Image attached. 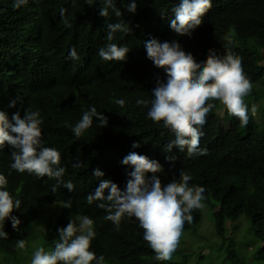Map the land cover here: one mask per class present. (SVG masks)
I'll list each match as a JSON object with an SVG mask.
<instances>
[{
  "label": "trees",
  "instance_id": "1",
  "mask_svg": "<svg viewBox=\"0 0 264 264\" xmlns=\"http://www.w3.org/2000/svg\"><path fill=\"white\" fill-rule=\"evenodd\" d=\"M13 2L0 0V111L10 121L17 112L23 118L26 109L40 112L44 146L60 152V166L65 168L62 180L72 181L75 187L69 191L61 184L53 192L55 178L13 170L10 148L6 145L0 150V174L7 178V190L13 198L21 200L20 209L12 213L21 221L19 231L5 220L3 230L8 238H0V252L19 264L17 259L23 251L17 247L19 239L27 240L26 246L34 250L40 246L53 250L59 240L58 229L70 221L78 223L79 217L86 215L95 222L91 250L97 257L103 255L107 264H188L189 259L156 260L134 217L124 218L117 231L103 218L106 212L97 207L100 201L87 203V195L94 193L102 179L125 190L132 168L122 160L136 152L162 165L163 171L155 174L162 184L173 179L179 182L182 170L191 175L190 186L206 189L205 202L214 209V229L220 237L216 245L224 249L231 264H246L227 223L243 215L262 242L255 257L264 260V0H212L202 25L190 37L180 36L170 27L174 19L171 9L180 0H136L135 14L127 11L131 0H114L122 13L119 18L112 8L108 17L101 16L100 9L105 5L100 0L91 4L88 0H40L39 4L29 0L19 9L13 8ZM62 8L67 9L64 18L71 27L63 23ZM121 20L131 31L114 34L112 42L129 48L127 60L105 61L98 52L108 43L107 25ZM150 38L176 40L198 63L206 61L210 50L218 55L231 51L241 57L252 84H260L246 97L247 126H241L231 115L229 123L223 124L216 111L219 102L211 101L216 108L200 129V148L207 149V154L190 158L186 151L176 148L172 153L165 152L174 133L162 122L156 124L149 119L148 107L136 104L137 99H152L157 78L167 79L164 70L147 58L144 44ZM73 47L78 60L69 58ZM116 99H124L125 107L116 105ZM12 101L14 107L9 106ZM257 101L259 121L251 111ZM92 106L108 118V125L99 127L94 117L92 128L77 140L71 127ZM134 142L140 147L133 148ZM168 155L177 159L170 162L166 160ZM78 162L82 166L74 168L72 165ZM96 169L104 176L95 177ZM68 200L71 208L63 207ZM46 207L50 209L44 210ZM192 216L184 229L199 224L201 210H194ZM199 252L196 260L204 261L205 254L200 248Z\"/></svg>",
  "mask_w": 264,
  "mask_h": 264
},
{
  "label": "clouds",
  "instance_id": "2",
  "mask_svg": "<svg viewBox=\"0 0 264 264\" xmlns=\"http://www.w3.org/2000/svg\"><path fill=\"white\" fill-rule=\"evenodd\" d=\"M39 4L40 0H32ZM75 2V0H73ZM89 4L92 0H88ZM105 7L100 9V15L108 17L109 8L119 18L121 11L115 7L114 0H100ZM29 0H14L13 8L26 6ZM212 0H180L178 6L171 9L174 19L170 21L171 29L180 36H191L193 31L202 25V17L211 9ZM136 0H131L127 11L135 14ZM67 9L62 8L60 15L66 27L71 24L65 19ZM106 39L108 43L100 47L98 55L105 61H126L129 48L113 43L114 34L130 33L131 29L125 21L109 23ZM147 58L155 67L166 73V82L157 78L156 86L152 90V99H137L138 106L148 107L147 117L154 123L160 124L174 133L175 138L165 145L164 151L172 153L173 148L185 152L188 157L207 154V149L200 148V138L203 135L200 129L206 123L208 114L216 108L211 101H218L217 113L220 104L226 109L225 115L229 123V116L238 118L241 126L249 123L248 97L253 90V84L244 72L242 58L231 51L218 55L210 50L206 61L197 62L191 53H186L181 45L172 42H160L150 38L144 44ZM69 58L78 60L75 47L70 49ZM115 104L124 108L126 101L116 99ZM150 105V107H149ZM259 105V103H258ZM258 105L252 106L255 116ZM10 107L15 106L12 101ZM219 114V113H218ZM220 115V114H219ZM99 121V127L108 125V118L98 112L96 107L84 111L82 118L71 127L74 136L79 140L83 134L92 128L93 118ZM221 118V115H220ZM222 122V120H221ZM43 120L38 110L26 109L23 118L19 112L12 116L10 121L7 115L0 111V150L7 145L11 153V168L19 173L27 172L38 178L47 176L55 178L57 184L52 191L63 184L69 191H74L72 181L64 182L62 177L65 168L60 166L61 154L52 147L44 146L41 124ZM226 124V125H227ZM133 148L140 147L138 142ZM176 155L166 156V160L174 162ZM122 164L131 166L128 172L129 179L125 190L111 180H100L99 186L93 194L86 197L91 205H97L105 210L103 217L110 221L118 231L124 218H135L143 229V239L155 253V259L168 261L177 251L185 222L191 223L194 210L205 208V191L203 186H190L192 177L185 171H180L179 182L173 179L162 184L155 175L162 172V165L149 159L145 155L130 152L122 160ZM74 168L81 167V163H74ZM152 173L151 177L147 174ZM94 176L103 177L99 169L94 170ZM7 178L0 174V238L7 239L8 233L3 230L6 219L11 221L14 230L19 231L21 221L12 215L14 210L20 209L21 200L14 199L7 190ZM207 203V202H206ZM71 200L64 202L63 207L71 208ZM59 240L51 251L43 246L36 248L32 253L31 264H106L105 257L91 250L92 241L96 237L95 222L88 216L79 217V222L70 221L66 227L58 229ZM28 241L19 239V249H26Z\"/></svg>",
  "mask_w": 264,
  "mask_h": 264
},
{
  "label": "rangeland",
  "instance_id": "3",
  "mask_svg": "<svg viewBox=\"0 0 264 264\" xmlns=\"http://www.w3.org/2000/svg\"><path fill=\"white\" fill-rule=\"evenodd\" d=\"M260 84H253V90L259 89ZM257 101L255 106L258 105ZM218 113L221 115L223 124H227L225 108L220 104ZM254 118L261 119V114L256 108ZM205 208L201 210V220L196 227H188L183 229L180 245L177 251L172 256V261H183L189 259L188 264H231L225 258L224 249L216 245L220 242V237L216 234L214 229L213 212L214 209L210 207L205 201ZM45 209H50L46 207ZM61 210V209H60ZM58 210L57 212H59ZM216 210V208H215ZM47 212V211H46ZM40 215L37 217L39 220ZM228 231L235 240L237 239L236 250L246 264H264V260H259L255 257L256 251L262 246V242L255 236L254 230L251 228L250 221L243 215L235 221H228ZM18 247V246H17ZM199 248L203 251L204 261L197 259ZM203 248V249H202ZM48 249L46 251H51ZM34 248L26 246V249L21 251V256L18 257L19 264H31V258ZM0 264H14L13 258H7L0 252ZM107 264V263H106Z\"/></svg>",
  "mask_w": 264,
  "mask_h": 264
}]
</instances>
